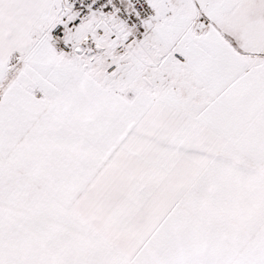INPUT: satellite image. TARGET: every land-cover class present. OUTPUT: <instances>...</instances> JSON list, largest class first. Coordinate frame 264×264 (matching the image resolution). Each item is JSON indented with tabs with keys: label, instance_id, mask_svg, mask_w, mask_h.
Here are the masks:
<instances>
[{
	"label": "snow or ice",
	"instance_id": "obj_1",
	"mask_svg": "<svg viewBox=\"0 0 264 264\" xmlns=\"http://www.w3.org/2000/svg\"><path fill=\"white\" fill-rule=\"evenodd\" d=\"M0 264H264V0H0Z\"/></svg>",
	"mask_w": 264,
	"mask_h": 264
}]
</instances>
